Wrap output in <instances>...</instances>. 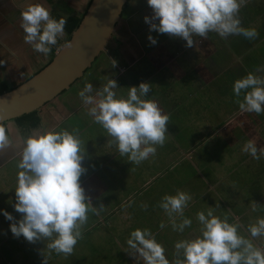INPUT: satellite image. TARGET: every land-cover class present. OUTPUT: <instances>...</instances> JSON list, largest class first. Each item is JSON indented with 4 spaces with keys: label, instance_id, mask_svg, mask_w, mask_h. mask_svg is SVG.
<instances>
[{
    "label": "crops",
    "instance_id": "1",
    "mask_svg": "<svg viewBox=\"0 0 264 264\" xmlns=\"http://www.w3.org/2000/svg\"><path fill=\"white\" fill-rule=\"evenodd\" d=\"M5 1L13 7L22 5L17 7L15 16L18 21L11 24L10 31L17 29V24L19 30L22 29L20 12L29 3L43 4L49 9L50 16L58 19L81 16L90 0H0L1 8L7 6ZM79 4L81 9L74 11ZM0 11V23L4 24L3 9ZM145 15L151 16L146 0H127L102 51L104 59L89 67L88 72L85 70L87 74L83 81L96 80L100 75V83H106L107 78H112L117 83L114 90L117 95H126L129 86L138 85L141 81L150 84L148 96L155 99L169 116L165 142L156 147L155 155L138 164L128 161L126 155H119L115 143H109L112 138L87 114L88 106L82 103L75 87L69 90L79 78L39 108L38 126L25 129L14 119L5 122V131L12 143L0 152L2 188H5V183L16 181L17 172L13 167L19 159L25 136L51 128H75L82 144L84 142L81 163L85 170L79 181L92 205L104 206L102 210L98 209L97 214L90 212L94 218L82 227V232H86L83 237L99 228L100 238L87 242L80 238L73 247L71 254L83 256L79 264H143L128 252L131 250L125 241L130 231L145 227L163 245L170 264H175L181 257L173 248L174 241L191 237V231H198L195 213L211 205L215 215L227 216L229 222L238 218L240 231L245 236H248L246 226L254 223L257 217H264V158L253 159L241 150L248 140H252L258 149L264 147V111L260 114L241 112L237 99H242L243 92L239 98L232 93V83L236 78L248 72L264 75V0H247L238 12L241 25L256 30L254 38L239 34L221 38L215 32H209L207 38L193 37L191 47L185 46L180 37L150 30L143 19ZM63 32L66 36L64 29ZM148 35L155 38L154 44L148 40ZM65 36L59 38L64 39ZM0 38L5 39L1 35ZM0 52L6 64L18 66V59L14 57L17 56L15 47L9 45V41L0 42ZM12 52L15 54H10ZM41 55L47 57L46 61L38 63L31 74L49 61L51 52ZM99 63L95 69L97 74L92 70ZM258 67L262 72H256ZM9 75L0 77V83L10 86L24 80L20 73ZM83 85L80 83L78 87ZM56 106L62 110L58 111L61 118L50 111ZM7 122H12L14 127L7 126ZM240 169L244 170V176ZM250 183L252 193L246 189ZM177 189L188 192L192 197L184 209V215L192 223L183 232L172 230L167 216L158 206L163 194H172ZM253 204L256 211H252ZM6 210L14 220L19 219L20 213L12 208ZM137 222L139 224H135ZM161 222L164 223L162 228ZM2 230L0 224V232ZM103 231L112 236L113 241L109 245H104L106 241L101 240ZM248 238L257 245L264 240L261 237ZM10 250L6 255L0 252V264L42 263V260L16 256L14 249ZM51 258L52 262L65 259L62 255H55L48 256V261ZM67 262L76 263V260Z\"/></svg>",
    "mask_w": 264,
    "mask_h": 264
},
{
    "label": "clouds",
    "instance_id": "2",
    "mask_svg": "<svg viewBox=\"0 0 264 264\" xmlns=\"http://www.w3.org/2000/svg\"><path fill=\"white\" fill-rule=\"evenodd\" d=\"M247 0H146L151 16L144 21L150 30L180 37L185 46H193V37L207 38L215 32L221 38L242 35L251 39L254 28L241 25L239 9ZM65 17L53 18L43 4L29 3L20 12V27L25 43L39 53L47 55L51 46L63 35ZM155 43V38L148 35ZM67 43V42H66ZM115 65V61L112 60ZM4 61L0 60V64ZM257 73L262 72L258 67ZM117 83L107 78L106 83L93 94L91 83L85 82L77 95L87 114L112 138L120 156H127L131 163H140L155 155L156 147L165 142L167 113L148 96L150 84L141 81L129 86L126 95L114 91ZM241 112L264 111V75L248 72L232 83V93ZM12 143L5 128L0 127V152ZM84 142L77 129H46L24 137L16 163L15 202L13 208L20 213L14 220L11 213L0 209L4 217L12 221L9 229L13 236H23L27 241L44 240L48 252H43L42 264H47L51 252L68 256L82 236V227L88 213H98L103 204L93 206L85 195L79 177L84 172L82 160ZM242 151L253 159L264 158V147L257 148L252 140L243 145ZM191 195L177 189L161 196L158 206L168 218L173 231L183 232L192 220L184 215ZM252 211H256L255 204ZM195 219L198 234L174 241L173 248L179 254L175 264H264V240L254 244L248 237L264 238V217H257L248 224L245 236L240 231L238 218L229 222L227 216H217L213 208L198 210ZM160 227H164L161 222ZM130 254L143 264H170L164 247L148 228H135L126 241Z\"/></svg>",
    "mask_w": 264,
    "mask_h": 264
},
{
    "label": "water",
    "instance_id": "3",
    "mask_svg": "<svg viewBox=\"0 0 264 264\" xmlns=\"http://www.w3.org/2000/svg\"><path fill=\"white\" fill-rule=\"evenodd\" d=\"M126 2L90 0L78 25L51 59L38 71L0 93V123L39 110L80 78L104 50Z\"/></svg>",
    "mask_w": 264,
    "mask_h": 264
},
{
    "label": "rangeland",
    "instance_id": "4",
    "mask_svg": "<svg viewBox=\"0 0 264 264\" xmlns=\"http://www.w3.org/2000/svg\"><path fill=\"white\" fill-rule=\"evenodd\" d=\"M5 3H7V6L4 5L3 8L0 7V9H3L2 14H3V18H4V24L0 23V35L4 36L5 39L0 38V42L9 41V45H12L15 47V52L17 53V56H14V57L18 59V60H16V62L18 63V66L16 65V67H14V66H11L9 64H6L5 62L3 64H0V77H2V78L3 77H9L10 76L9 74L20 73L23 75V79H24L26 77V75L31 74L34 71V69L36 68L35 66L38 63L42 64L44 61H46L47 57H44L41 55V53L34 51L30 47V45H28L27 43L24 42V40H23L24 33H23L22 29L19 30L18 24H17V29L9 31V29L11 28V24L18 21L16 19L15 14H16V11H18V8L22 7V5H18L17 6L18 8H17L16 6L15 7L10 6L7 1H5ZM78 7L79 8L75 9L74 11H79L81 9L82 5L79 4ZM125 16H126V13H125V15H123V17H125ZM0 19H1V11H0ZM13 26H15V25H13ZM64 36L65 35L63 32V35L61 37H64ZM12 38H14V39H12ZM29 49H31V51ZM15 52H12L10 54H15ZM2 58H3L2 53L0 52V60L3 61ZM101 58L104 59L103 52H101L98 55V57L91 64L90 68L92 66H94V64L96 62H98L99 59H101ZM98 66H100V63L95 65V67L92 71L97 72V70H95V69H97ZM167 68H170V67H167ZM87 72H88V69H87ZM87 72H85L82 77H80L76 82H74L73 85L69 88V90H71L75 87V91L78 93L77 90H80L83 88V87H78V86L80 83H85L83 81V79L86 76ZM97 74H98V72H97ZM100 78H101V76L99 75V77L95 78L96 80H94L92 78V79L87 81L88 83H91L93 86V94L97 88L101 87L104 84L103 82L100 83V81L102 80ZM91 80H92V82H90ZM13 85L15 86L16 84H12L10 86L13 87ZM50 111L53 114L57 115L59 118H61V114L59 112H62V110H60L57 106L54 108V110H50ZM46 123H47V121L44 122V124H46ZM74 125H75V123H74ZM7 126L14 127V124H12V122H7ZM13 168H14L15 172H17L16 166ZM8 169L11 170L10 166L8 167ZM240 171H241V174L244 176V174H243L244 170L240 169ZM191 173H192V171H191ZM3 175H5V173ZM245 175H247V174L245 173ZM15 183H16V181L5 183L4 184L5 188H2L1 182H0V203H1L0 207H2V209H4L5 211H7L6 208L8 210H10V208H12L14 210V212H16L15 209L13 208V204L15 202V195H14ZM246 189L248 191H251V193H252V190H253L252 189V183L248 184ZM218 199H219V197H218ZM215 202H217V201H215ZM198 205H199V203L196 204V206H198ZM262 206H264V205H262ZM211 207H213V206L211 205ZM20 215L18 216V218L20 217ZM93 218H94V216L92 214L89 215V213H88V219H87V222L85 223V225L88 223V221H91ZM11 222L12 221H9L4 217L3 213H0V224H2V226H3V230L0 232L1 233V236H0V244H1L0 245V252L3 255H6L8 253V251L10 250V248H13L15 253H16V256L23 255L25 257V259L32 258L35 261L42 260L43 252H46V253L48 252V250L46 248H44L46 242L44 240H35L33 242H29L22 235L21 236H13V234H11L9 226H8ZM135 224H139V222H137ZM98 230H99V228H96L95 231H93V232L90 231L89 234L85 235L84 237H83V234L86 232H84V233L82 232V236H81L80 240H83V241L85 240L87 242L88 240H91V239H93V240L99 239L100 235L97 233ZM191 232L195 235L198 234V231H191ZM123 233L124 232H122V234ZM102 234H103V236H102L101 240H105L107 244H104V243H102V244L100 243V244L101 245H103V244L109 245L110 241L111 242L113 241L112 236L108 235V233L106 231H103ZM193 234H191V236H194ZM11 253H12V251H11ZM55 255H62L65 257V259H61V260L58 259L57 261L52 262L53 260L51 258V259H49L47 264H79L80 257L81 258L83 257L82 255L77 256L76 254H70L68 256H65L64 254H54V253H50V255H48V256H55ZM73 259L76 260V263L67 262L68 260H73ZM25 264H27V263H25ZM34 264H42V263L36 262Z\"/></svg>",
    "mask_w": 264,
    "mask_h": 264
},
{
    "label": "trees",
    "instance_id": "5",
    "mask_svg": "<svg viewBox=\"0 0 264 264\" xmlns=\"http://www.w3.org/2000/svg\"><path fill=\"white\" fill-rule=\"evenodd\" d=\"M126 5V4H125ZM125 6L123 7V10H124ZM123 12V11H122ZM83 15V14H82ZM81 15V16H82ZM81 16H67L65 19H66V23L64 25V30H65V33H66V36L64 39H61V38H58L57 39V43L55 45H52L51 46V57L54 53V51L63 43L65 42L66 40H68V38L70 37V34L71 32L73 31V29L78 25L80 19H81ZM50 57V59H51ZM49 59V60H50ZM39 70V69H38ZM36 70V71H38ZM35 71V72H36ZM34 72V73H35ZM14 86V85H13ZM12 86H7L4 82H1L0 83V93L3 92V91H6V90H9L11 89ZM38 111L39 110H34V111H31V112H28V113H25V114H22L21 116L19 117H16L14 118V120L19 124V126L21 127H24L25 129H30V128H34L36 126L39 125L40 123V116L38 114ZM0 127H3L5 128V122H1L0 123Z\"/></svg>",
    "mask_w": 264,
    "mask_h": 264
}]
</instances>
